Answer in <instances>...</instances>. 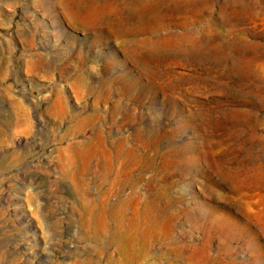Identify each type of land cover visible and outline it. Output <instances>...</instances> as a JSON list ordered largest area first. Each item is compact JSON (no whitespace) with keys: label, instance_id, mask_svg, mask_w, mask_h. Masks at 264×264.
<instances>
[{"label":"rangeland","instance_id":"rangeland-1","mask_svg":"<svg viewBox=\"0 0 264 264\" xmlns=\"http://www.w3.org/2000/svg\"><path fill=\"white\" fill-rule=\"evenodd\" d=\"M0 264H264V0H0Z\"/></svg>","mask_w":264,"mask_h":264},{"label":"bare ground","instance_id":"bare-ground-1","mask_svg":"<svg viewBox=\"0 0 264 264\" xmlns=\"http://www.w3.org/2000/svg\"><path fill=\"white\" fill-rule=\"evenodd\" d=\"M95 7V6H94ZM93 10V9H92ZM94 11V10H93ZM92 14V13H91ZM95 16V15H94ZM90 17V16H89ZM147 39H149V38H147Z\"/></svg>","mask_w":264,"mask_h":264}]
</instances>
